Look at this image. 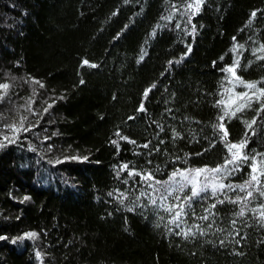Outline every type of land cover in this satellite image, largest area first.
I'll return each instance as SVG.
<instances>
[{"label":"trees","instance_id":"obj_1","mask_svg":"<svg viewBox=\"0 0 264 264\" xmlns=\"http://www.w3.org/2000/svg\"><path fill=\"white\" fill-rule=\"evenodd\" d=\"M194 2L0 0V83L11 85L0 140L21 115L39 121L0 148V264H264V97L247 104L240 95L254 91L248 83L264 88V0H204L189 22ZM237 60L233 76L226 69ZM244 140L237 170L223 179L233 190L209 189L179 227L169 224L179 209L166 211L161 195L165 206L179 204L191 185L168 196L155 181L223 165L232 158L226 143ZM253 166L261 183L241 191ZM129 170L151 172L152 187ZM28 232L37 238L16 239Z\"/></svg>","mask_w":264,"mask_h":264},{"label":"snow or ice","instance_id":"obj_2","mask_svg":"<svg viewBox=\"0 0 264 264\" xmlns=\"http://www.w3.org/2000/svg\"><path fill=\"white\" fill-rule=\"evenodd\" d=\"M204 2V0H195L194 3H189L187 5V9H195L194 11L191 12L190 15H188V20L189 22H191L192 18L197 14V12L200 10V5ZM185 14L187 15V10L185 11ZM252 16L255 17L256 13L253 12ZM167 19V18H166ZM251 23V21H250ZM127 27V26H126ZM177 27H179V25H177ZM193 33L195 32V25H193L192 28ZM119 36V34H118ZM235 39V37L233 38ZM242 47V46H240ZM259 50H264V45L261 46V49ZM188 51H191V48H188ZM144 58V54H141L138 62L142 61ZM258 59H264V57H258ZM174 63L173 61H169V64ZM175 63H179V61H175ZM239 64V61H235L233 66H230L226 69V71L231 72L233 74V76H235V67L236 65ZM84 65H89L90 67H96L95 64H89V61L84 60L82 63V66ZM13 79H15L13 77ZM237 80H239V78H236ZM33 84H38L40 86V88L44 87V84L39 81V80H35L32 79L31 81ZM80 83H84L83 80L80 81ZM240 83H243V81H240ZM257 83L260 82H253V83H248L245 84L244 86L250 90H254L252 91L251 95H249V93L245 92L243 94H240L242 97L246 98V102L247 104H250L252 102L253 99H255L256 101H260L262 97H264V88H257ZM11 87V85L9 83H0V90H3L2 92H0V102H2L4 100V98L6 96H8V90ZM152 87H155V85H153ZM151 91V88L146 89L144 92V98L147 99L149 92ZM36 95V91L35 89L33 90V96ZM63 96L60 97H56L53 99L52 103H49L48 106L44 109L45 112H47L50 108L53 107V105L55 104L57 99H63ZM34 103V100L32 98H29L28 103H27V108L26 110L29 111L32 115H35V111L32 109V104ZM217 103H223V101H218ZM246 106L245 103H241L239 104L235 111H233L231 113L232 116H235L236 112H239L240 110H242L244 107ZM262 107H264V104H262ZM139 111L143 112L146 111L145 109V105H144V101L141 102L140 104V108L138 109ZM229 115V113L226 111L224 116L219 117V120L221 121V123L218 125L219 129L223 132V137L221 138L222 140H227V136H228V132L224 126V119L225 116ZM130 119H132V117H130ZM27 123V126H25ZM39 121H37L35 124H33L31 121L28 120L27 116H20V119L17 123H12V124H6L5 128H10L11 132L13 133L12 137L10 138L8 135H4L2 140H0V148H4L6 147L7 144H12V143H16L17 140L19 139V135L21 132H28L31 131V129L33 127L36 126V124H38ZM252 123H255V121H253ZM249 128L252 127V124L248 125ZM55 135V133L53 134ZM116 135L118 137H120V139L122 140H127V137H123L120 136V133L117 132ZM46 139H50V137H46ZM130 143H135V141H128ZM113 144H117V147H119V144L117 143L116 140L112 141ZM161 143H163V141H161ZM247 144V141L244 140L242 141L239 145L237 144H227L226 143V147L228 148V152L232 154V158L226 159L223 165L217 166L214 169H207V168H197L195 170H191L190 172H188L187 174L184 171H181L179 169H177L175 172H173L170 176L168 181H155V183L160 184L163 183L164 185H167L166 191L168 192V196H172L174 192L176 191H183L184 188L188 185H191V196H185L183 197V200L181 203L179 204H175V205H170V206H165V202L167 201V196H163L161 195V207H164V209L168 212H173L176 209H179L178 211H175V215L172 217L171 220H169V224H175L177 227H179V222L182 218L183 215H185V208L186 207H190L191 206V201L194 198L200 197L202 193L207 192L209 189L211 190V193L213 196H217L218 193L222 192L225 189H229V190H233L234 186L230 185V184H225L223 183V179L226 178L227 176H229L230 174H232L233 172H235L237 170V167H235L234 165H237V161L241 158V154H240V149H243ZM144 147H148V144H145ZM236 149V152H233V150ZM257 156H260V154H257ZM249 157L244 154L243 155V159L247 160ZM264 158V157H262ZM71 159H80L78 157H71ZM83 160H87L88 157H83ZM253 159H255V157H253ZM62 161L57 160L56 163H61ZM233 166V167H230ZM129 169V165L128 164H123L120 169L117 172V175L119 176V172L120 171H125ZM191 172H194L195 175H192ZM252 172L253 175L251 176V180L246 182L244 185H237L235 187H238L241 191H244L246 188H249L253 182L256 185H260L261 181L258 177L257 173V169L253 166L252 168ZM261 175H264V170L261 171L260 173ZM203 175L204 176V181L201 182L199 177ZM128 176L129 177H133V176H140L141 180H143L145 183H148L149 187H152V184L149 183L150 181L153 180V174L151 172L148 173H141V172H137L135 170H129L128 171ZM177 177H179V180L177 179ZM175 185V186H174ZM258 191H260V189H257ZM261 195H264V191H260ZM109 195L111 196L112 193H109ZM122 195V194H121ZM143 195V193H142ZM253 197V191L249 190L247 191V198H251ZM30 199V197L25 196L24 200H28ZM151 203L152 205H156L157 204V200L155 198H151ZM176 200L180 201L181 197L176 196L175 197ZM232 203H236L237 201H231ZM21 203H23V201H21ZM121 203H123V200H121ZM217 203H224V200H218ZM216 204H212L211 208H215ZM261 208H264V205H261ZM133 209H129V211H132ZM206 212L210 213V209H205ZM255 211V209H254ZM239 216H243L244 215V209L242 208L241 211L237 214ZM260 216L262 218H264V211L260 212ZM201 219L207 220L208 216L205 215L203 217H201ZM233 223H235V221H233ZM199 227V226H197ZM172 229L170 228L169 231H171ZM179 234V233H177ZM185 235V237L192 235L191 229H189L188 232L183 233ZM37 238V233L35 232H28V233H24L21 237H18L16 239H36ZM7 239L6 236L0 235V240H5ZM16 239H13V243L16 242ZM36 257L37 259H41V253L37 252L36 253Z\"/></svg>","mask_w":264,"mask_h":264},{"label":"rangeland","instance_id":"obj_3","mask_svg":"<svg viewBox=\"0 0 264 264\" xmlns=\"http://www.w3.org/2000/svg\"><path fill=\"white\" fill-rule=\"evenodd\" d=\"M190 171H191V170H189V171H185V173L187 174V173L190 172ZM191 174H192V175H195L194 172H191ZM199 179H200L201 182H203V181H204V176L201 175V176L199 177Z\"/></svg>","mask_w":264,"mask_h":264}]
</instances>
